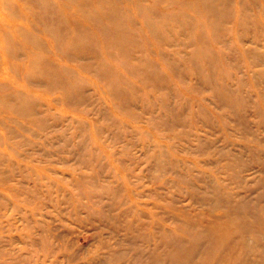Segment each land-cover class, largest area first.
I'll return each mask as SVG.
<instances>
[{"label":"rangeland","instance_id":"1","mask_svg":"<svg viewBox=\"0 0 264 264\" xmlns=\"http://www.w3.org/2000/svg\"><path fill=\"white\" fill-rule=\"evenodd\" d=\"M0 264H264V0H0Z\"/></svg>","mask_w":264,"mask_h":264}]
</instances>
